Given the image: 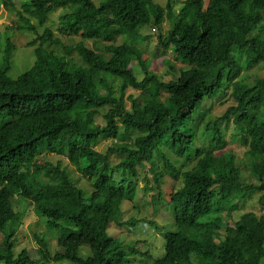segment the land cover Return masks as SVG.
<instances>
[{"label":"trees","instance_id":"trees-1","mask_svg":"<svg viewBox=\"0 0 264 264\" xmlns=\"http://www.w3.org/2000/svg\"><path fill=\"white\" fill-rule=\"evenodd\" d=\"M173 3L28 0L17 8L19 29L36 33L31 18L45 23L52 10L69 7L61 15V30L82 38L67 47L80 59L52 47L59 41L46 26L41 42L29 43L34 62L16 77L10 74L14 41L10 36L2 41L0 31V261L264 264V211H245L230 222L233 211L254 193L261 192L264 206V76L250 74L264 63V0ZM166 20L171 27L160 33L154 49L170 51L183 64L176 68L171 57L164 58L173 74L168 80L152 68L147 47L139 46L152 42L142 31L145 25L161 27ZM118 37L124 39L121 44L115 43ZM89 39L93 47L86 44ZM101 41L111 44L101 51ZM131 87L139 93L129 95L128 108L125 92ZM219 100L232 102L211 119L208 114ZM103 111L105 121L97 123ZM225 121L233 131L228 133ZM227 133L246 148L259 186L243 184V164L230 149ZM111 137L119 142L105 152L96 148ZM45 151L68 156L91 188L81 187L61 161L43 157ZM169 151L190 168L173 162ZM117 152L127 156L118 155L114 162ZM148 163L156 182L149 204L155 203L156 213L162 206L174 212L175 227L164 232L162 254L137 250L110 231L114 221L131 229L142 224L136 217L121 222L122 206L135 200L137 180ZM160 163L181 180L178 188L162 184ZM143 179L149 182L147 174ZM21 198L34 205L49 228L60 230L59 251L40 238L39 247L17 253L15 225L22 214L16 201Z\"/></svg>","mask_w":264,"mask_h":264},{"label":"rangeland","instance_id":"rangeland-1","mask_svg":"<svg viewBox=\"0 0 264 264\" xmlns=\"http://www.w3.org/2000/svg\"><path fill=\"white\" fill-rule=\"evenodd\" d=\"M14 2L16 7H14L11 2ZM0 0V31L3 33L2 41L6 36H10L14 41V64L13 69L10 71L12 76H18L21 72H23L30 65L28 63L34 62L35 55L33 51V46H30V42L34 39L37 40V44L41 42L39 36L44 33V28L49 27L56 39H58L59 43H52V47L59 51H64L68 53L70 56H75L78 60L80 56L76 53L74 49L69 50L67 47L69 45H76V43L82 38L75 35L64 34L61 30V15L66 11H71L68 8H56L52 10L48 20L45 23H39L38 19L31 18V22L35 25H38L37 33L33 30H24L19 29V16L17 8H21L22 4H24L28 0ZM163 5L167 4V0H155ZM184 0H173V5L175 7L182 4ZM171 27V23L169 20L163 22L161 27H157L154 24L145 25L142 28L144 35H149L151 38V43L149 45H145V43H140L139 46L144 50L145 46L147 47V52L149 54L150 60L153 62V69L156 70L159 74H161L164 79L168 80L173 77L172 72L169 70V63H165L163 60L165 57H171L172 62H176L174 60V55L170 53L164 54L162 52L156 53L154 46L158 42L160 33H167L169 28ZM124 41L122 37H118L115 40L116 44H121ZM89 47H93V40L89 39L85 41ZM106 44H111V42H99V46L101 47V51H104V46ZM26 65V66H25ZM183 64L179 61L176 62L175 67H180ZM25 66V68L23 67ZM23 67V68H22ZM139 76H141L140 70L138 71ZM250 74L253 76H264V63L259 66H254L250 70ZM138 91L134 88H128L125 92V100L127 103V107L130 108V98L129 95H138ZM232 101H223L220 100L215 102L212 107V111L208 114V117L211 119H217L222 116L228 106ZM104 111L97 116V123H104L103 118ZM228 124V133L233 131L230 121H225L224 125ZM226 134V139L229 142L230 149H232L237 154V162L239 164H243V178L242 182L244 185L257 187L260 185L261 180L257 177L256 173L252 169L250 165V156L245 153L246 148L241 146L238 142H234L232 137L229 134ZM119 142V138L111 137L109 139H102L96 146V148L100 151L105 152L109 146ZM125 157L127 154L116 153L113 155L111 159L116 162L120 159V156ZM169 157L173 162L177 165L181 166L183 170L190 168V164L186 165L183 157L177 160V157L174 152L169 151ZM43 157L53 161L54 163H58V161L62 162V165L70 172L74 180L84 188H91V181L88 179V176L83 174L78 168L69 160L68 156L63 154H57L55 152L45 151ZM89 160L84 157L83 165H87ZM150 163H148L147 170L142 173V178H138L137 184V195L134 201L127 200L124 202L122 206L123 214L121 217V222L128 221L132 217H136L141 221V225H137V228L131 229L128 225L113 222L110 227L111 233L115 234L117 237L122 239L124 242L129 243L130 246H135L137 250H146L151 248L153 252H157V254H162L164 252V244H165V230L173 229L174 226V215L173 211H171L166 206H162L161 210L157 213L154 208L151 207L150 200L152 195L156 192L155 186L156 182L153 178V173L148 170ZM159 168L163 171V176L160 181L163 185L170 183L171 186L179 187L181 184V180L178 177L170 174L168 170L165 168L164 163L159 164ZM147 174L149 177V182L143 179L144 175ZM148 184L149 188L145 189V186ZM261 196L260 193H254L253 199H246L242 206L233 211V219L230 220L233 223V220H237L243 212L245 211H256L258 214H261L264 211V206L260 204L259 198ZM165 197L163 198L161 203L165 202ZM151 207V208H150ZM16 209L22 214L19 222L15 225L16 228V251L17 253L22 250L24 247H39L40 238H44L49 243L51 250L55 253L60 250V245L58 243L59 232L60 230H53L49 228L43 218L36 212L34 209V205L30 203L28 199H18L16 201ZM143 218L151 219L153 222L142 221ZM231 218V217H230ZM129 227V228H128ZM161 227V231H160ZM3 234L0 233V241L3 240ZM150 240V241H149ZM160 246L161 248H158ZM158 248V249H157ZM62 251V250H61ZM84 251H87L84 248ZM134 256V255H133ZM0 264H5L3 261H0Z\"/></svg>","mask_w":264,"mask_h":264},{"label":"clouds","instance_id":"clouds-1","mask_svg":"<svg viewBox=\"0 0 264 264\" xmlns=\"http://www.w3.org/2000/svg\"><path fill=\"white\" fill-rule=\"evenodd\" d=\"M8 1V0H7ZM60 8V7H59ZM239 219V218H238Z\"/></svg>","mask_w":264,"mask_h":264}]
</instances>
